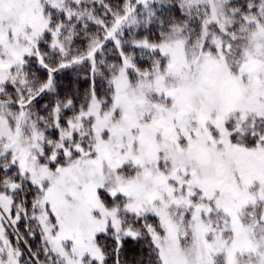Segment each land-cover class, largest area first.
Returning <instances> with one entry per match:
<instances>
[{"label":"snow or ice","instance_id":"snow-or-ice-1","mask_svg":"<svg viewBox=\"0 0 264 264\" xmlns=\"http://www.w3.org/2000/svg\"><path fill=\"white\" fill-rule=\"evenodd\" d=\"M0 264H264V0H0Z\"/></svg>","mask_w":264,"mask_h":264}]
</instances>
